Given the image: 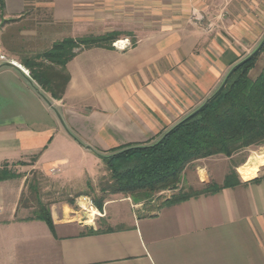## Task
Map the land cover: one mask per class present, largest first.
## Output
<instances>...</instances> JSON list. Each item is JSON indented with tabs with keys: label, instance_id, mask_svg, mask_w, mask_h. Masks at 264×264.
<instances>
[{
	"label": "crops",
	"instance_id": "1",
	"mask_svg": "<svg viewBox=\"0 0 264 264\" xmlns=\"http://www.w3.org/2000/svg\"><path fill=\"white\" fill-rule=\"evenodd\" d=\"M4 3L5 18L16 22L35 20L46 11L53 26L74 23L75 30L94 16L105 21L98 2L96 15L78 11L77 0ZM30 9L35 15L27 13ZM83 31L68 38L110 32ZM134 34L125 37L138 39L130 49L80 51L67 65L70 81L60 101L31 78L17 57L0 61V96L30 97L39 112L30 114L29 126L0 121V170L7 165L21 175L39 171L59 186L91 176L112 150L160 140L210 99L238 63L239 52L214 28L176 26ZM41 97L65 118L63 126L50 117ZM252 148L192 162L179 190L223 187L232 171L257 167L248 165L251 153H257ZM258 166L250 179L237 173L236 186L153 211L125 199L108 201L93 225L77 221L80 210L66 202L51 205L54 231L40 220L16 219L27 175L0 182V264H264V164ZM123 203L128 205H117ZM90 228L98 233L88 234Z\"/></svg>",
	"mask_w": 264,
	"mask_h": 264
},
{
	"label": "trees",
	"instance_id": "2",
	"mask_svg": "<svg viewBox=\"0 0 264 264\" xmlns=\"http://www.w3.org/2000/svg\"><path fill=\"white\" fill-rule=\"evenodd\" d=\"M0 10L4 13V0H0ZM120 37V32L113 31L79 39L65 38L55 42L49 50L37 56L40 60L49 63L50 67L30 60L24 61L22 65L30 71L31 78L45 92L54 100L60 101L70 81L67 73L68 63L80 51L86 49H113ZM74 49H78L77 52H74ZM263 52L264 43L256 52L236 64L238 66L234 70L231 69L223 82L224 85L222 84L210 99L175 125L155 144L112 150L109 152L111 155L101 157V161L110 172L112 182L109 187L102 188L101 191L123 193L132 197L138 204L162 190L177 189L184 170L192 162L219 155L232 157L242 150L263 146L264 69L255 80L250 77L251 70ZM53 66L63 71L62 74L65 75L63 83H59V73L53 74L51 69ZM37 159L38 157H35L33 161ZM245 173L247 172L241 171V174ZM236 176L237 173L232 171L223 187L210 186L202 191L188 192L180 190L162 206L177 204L201 194L215 193L223 188L236 186L240 184ZM22 177L23 175L10 170L7 165L0 170V182ZM44 181H47V178L43 173L33 171L32 177L26 179V192L22 194L20 204L25 203L28 206L33 199L37 209L28 220L43 221L54 231L51 205H46L42 201L41 185ZM27 192L30 197L26 199ZM104 203V198L96 201L97 208L102 211ZM87 231L88 234L98 233L92 228Z\"/></svg>",
	"mask_w": 264,
	"mask_h": 264
},
{
	"label": "rangeland",
	"instance_id": "3",
	"mask_svg": "<svg viewBox=\"0 0 264 264\" xmlns=\"http://www.w3.org/2000/svg\"><path fill=\"white\" fill-rule=\"evenodd\" d=\"M97 2L102 6L101 10L105 15V21L102 23L95 21L94 16L92 17L93 21H88L87 24L84 22L78 23L76 30L73 29L74 23L53 26L49 11L45 13L38 12V16L36 15L34 18L35 20H29V22H15L7 20L4 13L0 10V61L9 62L17 57L22 64L24 61L30 60L38 64L44 63L46 67H50L49 63L40 60L37 56L49 50L55 42L73 35L78 36L77 34L84 32L85 27H87L89 32L99 34L106 30L120 32L123 36L115 43L117 46L114 44V48L121 50L130 49L133 46L132 41L138 40L137 38L126 39V36L132 35L135 37L134 33L143 29H175L178 26V28L184 27L188 30L208 31L214 28L215 31H219L230 39L233 47L239 52L238 63L249 57L264 41V0H163L162 6L158 0H77V10L83 12V9H87L88 11L86 12L89 15H96ZM80 4L87 6H79ZM31 10L27 13L35 15V12ZM160 13L163 14V21L159 20ZM175 14L183 17V20L176 21L171 19V16ZM88 19H90V16ZM100 27L102 28L100 29ZM257 36L259 38L252 43L253 38L255 39ZM79 38L81 37H76L75 39ZM77 50L74 49V52H77ZM37 69L39 70V68ZM51 69H53V74L59 73V83H63L65 77L62 74L63 71L57 66H53ZM263 69L264 52L258 57L255 67L250 72L251 79L255 80ZM28 72L30 73L29 70ZM41 99L49 107L51 113H48L51 115L50 117H55L63 126V119L65 118L60 115L57 109L50 107L51 101L46 97H41ZM35 103V100L30 97L7 98L0 96V121L7 120L16 124L29 126L33 121L30 114H39ZM43 117V119L47 120L49 116ZM158 141L149 145H153ZM260 148H263V150ZM252 150L257 151V153L255 155L251 153L254 159L248 165L257 167L252 168L245 174H241L239 169L237 173H240L244 179L255 176V173L258 171V165L264 164V145L254 147ZM260 150L263 153L260 154ZM109 155L111 154L108 153L105 156ZM31 161L32 158L30 159ZM14 171L17 172L19 170L14 169ZM32 173L33 171H30L22 173V175H27V177L31 178ZM43 175L47 178V181H44L41 185L43 203L46 205L68 203L73 209L80 210V218L76 220L85 225H93L97 218L102 217L103 210L101 211L97 208L96 201L103 198L105 199V203L125 199L131 205L142 207L146 212L155 210L158 205L163 204L167 199L178 194L179 189L183 187L181 181L177 189L162 190L147 200L136 204L132 197L123 193L113 194L101 191L102 188H107L112 183L110 181V172L103 162H101L95 174L84 176L66 186H59L56 181L48 178L45 174ZM24 192H26V188L23 190ZM29 197L30 195L27 192L25 198ZM84 197H88L93 201L94 209L89 210L91 218L84 217L83 211L80 208L81 204L83 206L85 204L81 200ZM30 201L28 206L25 203L19 205L16 219H26L33 216L32 213L37 209V204L33 199ZM77 202L79 206H77ZM117 205L123 207L128 204Z\"/></svg>",
	"mask_w": 264,
	"mask_h": 264
},
{
	"label": "built area",
	"instance_id": "4",
	"mask_svg": "<svg viewBox=\"0 0 264 264\" xmlns=\"http://www.w3.org/2000/svg\"><path fill=\"white\" fill-rule=\"evenodd\" d=\"M115 46H117V45L115 44ZM81 200L83 202H85L84 205H86V207H87V208H85L82 204L80 205V208L83 211V216L84 217L85 216L90 217L91 216V213L89 212V210H93L94 209L93 201L90 198H88V197H84Z\"/></svg>",
	"mask_w": 264,
	"mask_h": 264
},
{
	"label": "water",
	"instance_id": "5",
	"mask_svg": "<svg viewBox=\"0 0 264 264\" xmlns=\"http://www.w3.org/2000/svg\"><path fill=\"white\" fill-rule=\"evenodd\" d=\"M263 43H264V41L260 44V46L257 48V50H258L259 48L262 47ZM255 52H256V51H255ZM236 66H238V65H235V66L232 68V70H234V69L236 68ZM223 85H224V83H223Z\"/></svg>",
	"mask_w": 264,
	"mask_h": 264
},
{
	"label": "bare ground",
	"instance_id": "6",
	"mask_svg": "<svg viewBox=\"0 0 264 264\" xmlns=\"http://www.w3.org/2000/svg\"><path fill=\"white\" fill-rule=\"evenodd\" d=\"M255 163H256V162H255ZM84 207L87 208L86 205H84ZM90 218H91V217H90ZM89 222H90V221H89Z\"/></svg>",
	"mask_w": 264,
	"mask_h": 264
}]
</instances>
